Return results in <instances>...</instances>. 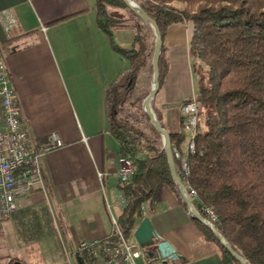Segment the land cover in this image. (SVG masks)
Returning <instances> with one entry per match:
<instances>
[{"label":"trees","instance_id":"obj_1","mask_svg":"<svg viewBox=\"0 0 264 264\" xmlns=\"http://www.w3.org/2000/svg\"><path fill=\"white\" fill-rule=\"evenodd\" d=\"M134 1L157 23L162 36L159 90L153 100L169 70L164 44L168 28L184 24L188 31L187 52L197 79L193 96L198 121L194 152L186 155V174L178 158L187 140L184 115L176 113L177 128L169 131L162 111L153 108L170 133L176 172L195 192L194 201L213 211L214 226L230 247L247 264H264V0ZM94 11L97 27L112 50L128 63L106 89L109 131L118 141L119 155L136 167L128 181L118 184L124 206L116 223L125 237L144 217L142 207L151 208L164 187L177 192L186 205L171 177L162 135L142 109L149 89H137L141 76L152 74V30L123 0H95ZM120 29L133 33L129 48L116 41ZM192 220L203 239L218 249L222 264H240L207 225ZM109 239L115 241L116 234Z\"/></svg>","mask_w":264,"mask_h":264},{"label":"crops","instance_id":"obj_2","mask_svg":"<svg viewBox=\"0 0 264 264\" xmlns=\"http://www.w3.org/2000/svg\"><path fill=\"white\" fill-rule=\"evenodd\" d=\"M94 4L95 0H0V58L30 146L35 149L51 135L62 141L61 147L40 159L44 186L18 198L17 209L0 222V229L8 232L15 223L21 227L27 224L26 231L34 230L38 235L54 231L64 241L62 264L73 262L79 241L112 236L114 221L124 206L118 189L119 145L109 131L106 89L128 63L112 50L107 36L97 27ZM3 11H10L17 21L9 33L4 31ZM176 25L168 28L164 39L169 70L161 90L172 76L170 61L177 56L189 58L188 38L184 46L168 41L178 30ZM180 25L187 36L185 25ZM115 35L122 47L131 46V30L120 29ZM187 70L190 74L189 67ZM193 93L190 89L174 104H164L163 99L155 102L169 131L177 128L179 105ZM170 105L175 108L173 113ZM186 145H181L184 154L180 156L185 155ZM145 211L144 217L159 237L155 244L168 242L177 256L165 258V264L179 260L180 264H222L218 249L203 239L177 192L164 187ZM48 218L54 226H48ZM143 248L144 256L137 264H162L164 258L156 259V250L149 256ZM0 264L27 261L19 251L10 254L7 245L3 248L0 242Z\"/></svg>","mask_w":264,"mask_h":264},{"label":"built area","instance_id":"obj_3","mask_svg":"<svg viewBox=\"0 0 264 264\" xmlns=\"http://www.w3.org/2000/svg\"><path fill=\"white\" fill-rule=\"evenodd\" d=\"M4 31L9 33L17 21L10 11L1 12ZM184 115L183 129L187 134L186 154L178 156L181 171L186 174L188 165L186 155L194 152V137L198 121V104L192 95L190 100L178 107ZM29 135L22 126L18 101L10 88L4 64L0 58V222L6 221L17 209V199L29 195L34 188L44 186L40 168L41 157L62 146L56 136L40 144L35 149L30 146ZM118 177L120 181H128L136 167L127 158L118 157ZM101 175V174H99ZM190 198L196 194L187 187ZM204 218L214 225L216 216L208 207H201ZM146 215L145 207H142ZM116 239L83 240L76 244L73 252L74 260L69 264H137V259L144 256V248L134 238L129 241L119 230L117 223Z\"/></svg>","mask_w":264,"mask_h":264},{"label":"rangeland","instance_id":"obj_4","mask_svg":"<svg viewBox=\"0 0 264 264\" xmlns=\"http://www.w3.org/2000/svg\"><path fill=\"white\" fill-rule=\"evenodd\" d=\"M117 13L120 15L125 14L122 10H118ZM176 27L177 28L175 29L178 30L168 37V41L171 43L177 42L178 45L184 46L186 45V40L188 38V35L186 36V30L180 24H177ZM151 37H153L154 40L153 31L152 35H150V38ZM174 58L175 59L170 61L172 76L168 79L167 84L165 83V86L163 87L164 92L163 89L160 90L156 100L151 102L152 109L154 106L155 108H158V106L155 104L156 101L158 103H162L163 99V102H166L164 104H174L178 102L182 94L187 93L190 91V89L195 90L197 88L196 75H192L191 73L189 58H181L179 56ZM188 67L190 74L187 70ZM151 83L152 74L145 73L141 76L137 89L140 90V92H143L146 89H150ZM174 111L175 108L170 105L169 112L173 113ZM141 121L145 125V120L141 119ZM186 137L188 138L187 135ZM35 210L37 211V208L31 210L30 219L31 216L36 213ZM34 220H36V218H34ZM46 223H48V226L50 227L54 226V222L50 218H48V222L46 221ZM27 227V224L21 227L14 223L12 227L9 228L8 232L6 230L0 229V242L3 245V248L7 245L10 254L18 253V251L19 253L21 252L22 257L27 261V264H62L64 262L63 259L65 258L63 252V238L58 236L54 231L51 233H46L45 231V233L40 235L35 233L34 230L27 232ZM35 230L37 231L36 227ZM132 233L131 235H125L127 241L131 239ZM114 234H116V232H114ZM12 235H14V240ZM138 264H141V262L139 261Z\"/></svg>","mask_w":264,"mask_h":264},{"label":"water","instance_id":"obj_5","mask_svg":"<svg viewBox=\"0 0 264 264\" xmlns=\"http://www.w3.org/2000/svg\"><path fill=\"white\" fill-rule=\"evenodd\" d=\"M123 2L130 10L137 14L139 18L145 22L154 33V45L152 53V83L147 96L142 101V109L143 112L148 116L150 125L162 135L163 150L166 154L171 177L179 190L182 201L186 205L188 214L192 219H197L201 223L207 225L217 237L219 242L231 253L234 258L240 262V264H247L244 258L230 247L227 240L217 231L215 226L204 218L200 211V203H196L190 198L188 190L182 182L181 174L176 172L171 148L170 133L166 128L161 126L151 107V101L155 98L159 90L158 62L162 47V36L160 29L157 23L148 14H146L134 0H123ZM133 237L141 246L148 249L147 255H152V251L156 250V259L164 258L162 264L166 263L165 258L173 259L177 257L175 253H173V249L168 242L161 240L155 244V241L158 240L159 237L152 228V225L147 217H144L138 227H136V229L133 231Z\"/></svg>","mask_w":264,"mask_h":264}]
</instances>
